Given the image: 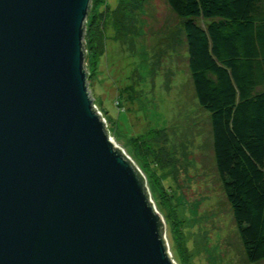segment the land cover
Returning a JSON list of instances; mask_svg holds the SVG:
<instances>
[{
  "label": "water",
  "instance_id": "95a60500",
  "mask_svg": "<svg viewBox=\"0 0 264 264\" xmlns=\"http://www.w3.org/2000/svg\"><path fill=\"white\" fill-rule=\"evenodd\" d=\"M92 0H0V264H176L95 108Z\"/></svg>",
  "mask_w": 264,
  "mask_h": 264
},
{
  "label": "rangeland",
  "instance_id": "374dc122",
  "mask_svg": "<svg viewBox=\"0 0 264 264\" xmlns=\"http://www.w3.org/2000/svg\"><path fill=\"white\" fill-rule=\"evenodd\" d=\"M91 10L84 39L89 91L109 136L145 178L172 259L250 264L217 172L211 116L196 96L184 21L166 0H92ZM92 22L105 36L96 64ZM157 131L165 138L151 144L153 156L140 158L139 167L134 147L140 135Z\"/></svg>",
  "mask_w": 264,
  "mask_h": 264
},
{
  "label": "trees",
  "instance_id": "16d2710c",
  "mask_svg": "<svg viewBox=\"0 0 264 264\" xmlns=\"http://www.w3.org/2000/svg\"><path fill=\"white\" fill-rule=\"evenodd\" d=\"M166 1L184 21L196 96L211 116L217 172L246 257L258 264L264 261V0ZM94 24L88 32L96 64L105 36ZM149 133L134 147L139 167L166 135Z\"/></svg>",
  "mask_w": 264,
  "mask_h": 264
},
{
  "label": "built area",
  "instance_id": "2783aa9c",
  "mask_svg": "<svg viewBox=\"0 0 264 264\" xmlns=\"http://www.w3.org/2000/svg\"><path fill=\"white\" fill-rule=\"evenodd\" d=\"M95 108H96V110L98 111V113L102 116V118H103V115L99 112V110H98V108L95 106ZM104 119V118H103ZM105 120V119H104ZM106 122V121H105ZM122 151L126 154V152L122 149ZM127 155V154H126ZM128 156V155H127ZM129 157V156H128ZM129 159H130V157H129ZM139 169V168H138ZM139 171H140V169H139ZM140 173H141V171H140ZM142 174V173H141Z\"/></svg>",
  "mask_w": 264,
  "mask_h": 264
},
{
  "label": "bare ground",
  "instance_id": "6f19581e",
  "mask_svg": "<svg viewBox=\"0 0 264 264\" xmlns=\"http://www.w3.org/2000/svg\"><path fill=\"white\" fill-rule=\"evenodd\" d=\"M113 140V139H112Z\"/></svg>",
  "mask_w": 264,
  "mask_h": 264
}]
</instances>
